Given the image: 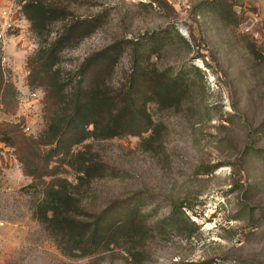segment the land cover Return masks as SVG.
Wrapping results in <instances>:
<instances>
[{"label":"rangeland","instance_id":"rangeland-1","mask_svg":"<svg viewBox=\"0 0 264 264\" xmlns=\"http://www.w3.org/2000/svg\"><path fill=\"white\" fill-rule=\"evenodd\" d=\"M26 1L0 0V9L21 10ZM39 1L68 8L51 38L70 19L91 27L61 54L68 95L85 60L111 49L114 85L136 65L157 68L181 79V101L164 109L148 102L158 126L142 136L74 146L99 165L81 183L74 168L61 170L83 208L79 219L129 203L152 227L90 254L59 249L35 216L42 184L0 141V264H264V0ZM8 39L5 68L0 51V123L40 139L50 111H62L30 77L28 58L42 40L29 21ZM175 211L178 228L167 224Z\"/></svg>","mask_w":264,"mask_h":264},{"label":"trees","instance_id":"trees-1","mask_svg":"<svg viewBox=\"0 0 264 264\" xmlns=\"http://www.w3.org/2000/svg\"><path fill=\"white\" fill-rule=\"evenodd\" d=\"M22 12L32 32L42 40L35 55L28 58L30 77H36V83L45 87L47 101L62 110L50 111L40 139L27 136L12 123H0V141L15 148L25 174L43 186L44 198L36 206V218L66 255L90 254L119 239L149 232L152 227L143 220L144 214L129 203L116 205L93 221L79 219L83 216L79 198L60 173L65 165L74 168L81 183L99 169L96 160L74 151L75 145L89 138L142 136L155 130L158 125L146 104L154 102L163 109L175 106L181 101V79L157 68L150 71L136 65L125 83L114 85L109 77L115 59L109 49L85 60L68 95L65 85H60V57L65 48L89 34V23L70 19L63 31L51 38L54 23L68 20L67 7L28 0ZM252 50L260 54L256 48ZM42 145L50 147L41 151ZM47 177L51 179L47 181ZM177 215L175 211L171 217L174 221L163 223L178 228Z\"/></svg>","mask_w":264,"mask_h":264},{"label":"built area","instance_id":"built-area-1","mask_svg":"<svg viewBox=\"0 0 264 264\" xmlns=\"http://www.w3.org/2000/svg\"><path fill=\"white\" fill-rule=\"evenodd\" d=\"M28 20L24 16L22 9L18 10L13 4L5 5L0 9V51L2 53L3 67L9 61V39L8 33L11 30L23 29ZM5 68V67H4Z\"/></svg>","mask_w":264,"mask_h":264}]
</instances>
